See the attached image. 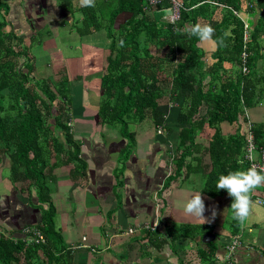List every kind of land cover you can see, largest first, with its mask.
Returning a JSON list of instances; mask_svg holds the SVG:
<instances>
[{"label":"trees","instance_id":"trees-1","mask_svg":"<svg viewBox=\"0 0 264 264\" xmlns=\"http://www.w3.org/2000/svg\"><path fill=\"white\" fill-rule=\"evenodd\" d=\"M177 1L181 8L175 22L155 17L162 10H170L169 0L155 4L147 0H95V7L56 0V6L67 14H80L79 25L71 23L77 35L97 31L105 37L92 120L117 128L125 141L120 162L127 160L125 151L130 146L137 147L132 141L133 125L146 121L145 134L151 133V138L155 137L152 141L162 145L158 150L165 151L172 165L165 180L171 177L182 182L196 174L202 178L199 192L209 204L217 207L218 201H228L230 206L231 197H223L222 190L216 189L219 176L249 168L244 158L248 136L255 150H264V122L249 121L246 116V110L257 106L264 94V41L260 42L264 0ZM36 3L49 5L47 0ZM10 4L0 0V169L7 168L11 184L18 180L24 183L14 188L25 190L28 203L40 214L38 220L25 222L16 230L9 229L7 222L0 223V264H76L74 249L61 240L51 221L55 207L50 196L56 168L65 166L70 180L84 177L86 171L80 142L73 137L69 76L65 65L56 70L54 79L36 72V58L30 50L32 45L39 46L45 32L43 23L50 19V13L35 21L22 13L24 26L30 31L25 33L20 21L7 17L13 13L12 17L19 18V10L10 9ZM17 6L23 11L21 1ZM39 11L32 13L37 17ZM59 18L64 23L65 16ZM196 23L210 24L215 29L214 38H223L226 47L206 54L199 40L185 32ZM171 111L175 113L170 115ZM1 173L0 178H4ZM120 174L116 172L119 179ZM255 196L264 200V188L252 193L253 201ZM5 198H0V217H6L7 209L15 210L17 203L4 206ZM229 224L230 240L239 241L231 251L227 246L230 240L225 245L214 242L218 237L210 223L181 227L168 221L162 232L147 227L145 234L156 250L166 240L175 254V264H189L172 248L181 238L195 242L196 264H215L218 246L225 250L222 263L232 264L243 235L237 220L232 218ZM35 232L42 240L36 242ZM205 233H213L206 243L201 240ZM127 247L120 252L109 249L118 264H136L126 263ZM142 249L146 253V248Z\"/></svg>","mask_w":264,"mask_h":264},{"label":"crops","instance_id":"crops-1","mask_svg":"<svg viewBox=\"0 0 264 264\" xmlns=\"http://www.w3.org/2000/svg\"><path fill=\"white\" fill-rule=\"evenodd\" d=\"M18 1H21V4L23 5V0H15L11 2L10 9L19 10L18 20L20 21V25H23V32L24 30H26L25 33H29L30 31L26 26H24L26 24L24 15L22 20V13L24 14L25 11L24 9L23 11H21V8L19 9V6H17ZM37 1L38 0L34 1L35 4L33 3V0L29 2V7H32V11L37 9L40 10L41 14L35 17L36 20L44 15V12H42L43 6L41 7L38 3H36ZM74 2H76V0H72L73 4H75ZM51 6V8L54 10L52 11V13H54L56 17L46 20L43 24L47 25L48 23L57 21V24H59V26L64 27V23H61V18H59V15L64 17L67 15V12L65 10H62L61 8L58 9L56 4L51 3ZM23 8H27V6L23 5ZM18 10L16 12H18ZM31 10L30 12H32ZM162 12L163 11L156 13L155 17L159 16L160 18L164 19V15L161 17ZM242 14L246 16V13ZM68 15L70 17L71 14ZM7 17L10 20L13 18L11 13H9ZM26 17L30 19L28 15ZM72 32L75 31H69V29H65L63 34H65L66 36ZM43 36L45 38H51V35H42V38H40L41 41L43 40ZM62 37L63 36L60 37L61 41ZM263 41L264 36L262 35L260 38V42ZM198 45L206 51V54L210 53V51L213 50L210 45L203 44L200 41L198 42ZM37 48H40V46H34L32 51V54L36 59L40 58L38 55L40 51L36 52ZM48 53L49 54H47V56H49L50 62L51 59L55 60L57 58L56 64L54 63L56 69L60 68L62 65H65L64 60L60 62L59 56L52 52V50L48 51ZM103 61L104 60L100 61V65L96 70L97 75H95V77L97 79V82L98 73L100 74L99 70L102 66ZM54 76L57 77V74L54 73ZM70 77L71 76H69V78ZM81 87L82 84L81 82H79L77 93L79 94L80 90H82L87 98V102L84 101V104L81 106L83 108L92 106V115L88 116V119L85 121L82 119V116L77 117L78 115L73 112V123L75 121H78L82 125H87L89 122H91L93 114L95 113L93 105H95L96 103L94 104L93 102L94 93L92 91H89V89H84L83 87L81 89ZM96 101L97 99L95 100V102ZM92 121L94 127L91 130L87 129L86 126H82V129L79 132L73 130V137L80 142L81 157L86 164L84 177L77 178L75 180H70L69 177L68 180L61 179L62 176H65L66 178V176L68 175L67 168L65 166H60L54 170L55 180L51 181L52 183L50 184V196L54 207L55 204L53 196L55 193L57 194V197H55V199L58 200H63L64 198H69L70 200V197L68 195H73L74 201H76L75 204H82L83 206L80 211L86 212L85 216L83 213L81 220L83 223H85V229L87 233H80L79 238L72 236L70 231L73 229V225L67 222L69 227H66V224V226L63 225L59 228H55L60 232L61 240L63 242L64 240H66L65 244L69 247L71 245H74V250H77V252L82 250L81 248H86V250H89L90 253L86 252L85 254V264H118L117 260L114 259V255L109 252V249L120 252L121 249H124V247L128 246L129 242H123L125 241V239H122V237H120V234H122V232H120V227H126V229L130 227L133 229V231L131 232L132 235L135 236L133 242H137L136 247L139 251L137 253V256L139 258H146L148 260V262L144 264H159L160 261H163V264H175V254L172 253L171 247H169L168 242L164 240L160 249L156 250V248L151 247L148 244V237H146L145 234V230L147 229V227L151 228L152 230L162 232L165 224L164 221L168 220L169 218L164 216V209L162 208L163 206L165 207L166 205H169L164 197L165 195H162V193L165 194V192L161 193V197L159 200L155 199L156 195L162 190L167 191V188L175 187V184L176 187L181 184L179 179L176 178L172 183L167 184L166 189H163L165 184V177L168 173H170L172 165L170 161H164L165 155H167L165 154V151L158 150V146L162 145L158 144L156 141H152L151 137L147 138L146 142L144 143L141 140L139 141L138 139L136 140V149L134 148L133 151L128 150V152L127 150L125 151L126 153H128L126 156L127 160L123 163L118 162V155L121 154V149L124 147L125 141L119 135L118 131L114 130L112 127L100 126L98 122L96 123L95 120ZM134 135H136L135 138L138 137L137 134ZM139 150L140 152H138ZM116 172H121L120 179L123 182H120V184L118 183L117 179L113 178L115 177L114 173ZM1 179L2 178H0V180ZM3 179L8 184V179ZM18 191L21 190L19 189ZM187 191L191 190L188 189ZM22 192L24 207L21 205V203H19L20 201L16 203L11 202L12 198L9 196L5 198L6 205H13V203H16L15 210L7 209V212L5 213L6 217H4L3 215L0 217L4 221V223L7 222V224H5L11 230H16L17 227L21 226V224L25 222L30 223L38 220L39 218V209L30 206V204L28 203L29 194L25 190H22ZM4 195L6 196V194ZM31 199H33V197H31ZM120 203L121 205H123L126 214H124V211L122 213L116 209L118 204ZM254 204L258 206L264 205L257 204L255 202ZM84 208H86V210ZM252 210H254L255 212L252 211V214L244 223V225L246 224L245 226L247 227L242 229V233L240 232V236L243 235L241 236L242 245L235 250L232 264H264V227L262 228L260 224V222L264 220V208H262V211L253 206ZM21 211H23V214L21 213ZM55 211H57L56 207ZM255 214H259L261 216L260 221L259 217ZM103 216L105 219H107L108 217L113 221V227L105 225L104 229L106 230H104V233L102 234V236L105 235L107 237H110L108 241L109 247L103 245V243L100 242L99 233L102 223L99 224V222ZM135 219L138 220L137 224L133 223ZM157 221L162 223V226H160V228L159 226L154 224ZM223 230H226L224 234L229 233L230 237L229 223ZM87 237H97L99 239V242L94 243V241H90L91 239L87 240ZM160 238H163L162 233L160 235ZM221 244L225 245L226 243ZM164 247L166 248V251H162ZM185 247H187L186 252H189V250H193L195 252V242H188L187 239L185 241V238L174 241L172 245L174 251L176 250L175 252H178L177 254H179L182 258L186 256V252H182ZM142 248H146V253H143L145 249ZM76 255L78 254H75L73 258H75ZM222 258H225V250H223L222 246H218L216 258L214 259L215 264H223ZM88 259H90L89 262H87ZM143 261L145 262V260ZM137 262L134 263L138 264Z\"/></svg>","mask_w":264,"mask_h":264},{"label":"rangeland","instance_id":"rangeland-1","mask_svg":"<svg viewBox=\"0 0 264 264\" xmlns=\"http://www.w3.org/2000/svg\"><path fill=\"white\" fill-rule=\"evenodd\" d=\"M4 1V0H3ZM8 2H13L15 0H6ZM26 1H31V0H23L22 3L23 5H26L27 8H24L25 11V16H30L31 21H33V19L36 17V13L34 15V13L30 12V7L29 5L26 3ZM49 5L48 6H43V10L42 12L45 13L46 10V14L48 15L50 14V18H55L56 15L54 13H52V11H54L50 6L51 3L56 4V0H47ZM76 2L79 4V0H76ZM22 5V4H21ZM22 5V7H23ZM16 6V5H15ZM18 10V9H17ZM32 11V10H31ZM163 12L161 13V17L164 15H168V13L170 12V10H162ZM13 14V13H12ZM38 14H41L40 11ZM14 16V15H13ZM80 16V14L78 12H74L73 14L69 15L67 14L65 16L66 19L64 21L63 26H59V24H57V21L55 22H51L48 23L42 30L45 31L43 32L42 35H51V38H45L43 36V40L40 42L39 46L40 48L36 49V52H39L38 55L40 58L35 60V68H36V72L38 75L42 76H50L53 79L55 78L54 73L56 72V66L54 65V63L56 64V60L51 59L50 62V58L49 56H47L48 51L52 50V52H54L56 55L59 56V61L61 62L62 60H64L65 66H66V73L68 76H72V75H79L77 77H70L69 78V82H70V90L72 92V106H73V112L75 114H77L79 116H82L83 120H87L88 116L92 115V106H88L86 108H83L81 105L84 104V101L87 102V98L86 95H84V92L82 90H80V93H77V87L79 86V82H81L82 87L84 89H89V91H92L94 93L93 96V102L94 104L96 103L95 100L98 99L97 95L95 94V92H97V89H99V79L97 82V79L95 77L96 74V70L98 69L97 67L100 65V61H102L104 59V51L106 49V42L104 35H102L101 33L95 31V33L89 34V35H85V36H79L77 35L75 32L69 33L68 35L65 36V34H63V32L69 29V31H74L72 29V24L75 22L76 25H79V21L77 20L78 17ZM41 17H45L44 15H42ZM12 19H14L15 22L19 23V20L16 17H13ZM161 19V18H160ZM44 21V20H43ZM72 23V24H71ZM35 25L37 26V24L35 23ZM71 25V26H70ZM74 26V24H73ZM38 27L39 24H38ZM70 27V28H69ZM40 29V28H39ZM62 37V41L60 40V37ZM264 36V35H263ZM42 38V37H41ZM35 45L31 46L34 47ZM105 47V48H104ZM40 49V50H39ZM30 52H32L30 50ZM57 56V57H58ZM102 68V66H101ZM101 68H100V73H101ZM99 76V73H98ZM262 84V83H261ZM260 86V85H259ZM81 87V89H82ZM264 91V89H263ZM99 94V93H98ZM261 98L259 99L260 103H257L255 107L249 108L246 110V116L248 118L249 121H263L264 122V94H261ZM169 106L174 105L173 103H169ZM95 109V107H93ZM172 113H175V111H171L169 114L171 115ZM83 114V115H82ZM94 119V117H93ZM93 121L91 120V122H89L87 125H82L80 122L75 121L73 123V130H75L76 132H79L82 129V126H86L87 129L91 130L94 127V124L92 123ZM146 121H143L138 124L133 125V128L131 130L135 132L134 134H137L138 137H136V135H134V138L132 139V141H136L139 139V141L141 140L143 143L146 142V139L149 137H152L151 133H147L144 134V132L146 133L147 131V127H146ZM132 126H129V130ZM113 128V127H112ZM114 130H117V128H113ZM141 132V133H137ZM152 131V130H151ZM103 133V132H102ZM130 133V132H129ZM154 133V132H152ZM78 134V133H77ZM155 138V137H153ZM152 138V139H153ZM128 142L131 143L130 139L128 140ZM137 142V141H136ZM172 141H170L171 143ZM166 144H168L166 142ZM128 149H130V151H133V147L130 146ZM127 149V150H128ZM140 152V150L138 151ZM126 153V152H125ZM254 154H256V151L254 152ZM118 162H120V159L124 158V156L122 154L118 155ZM255 156V155H254ZM170 161L169 157L167 155H165L164 161ZM0 171H2V175L4 176V178L6 177L7 179H9L10 181V177L7 171V168H1ZM59 172V171H58ZM115 177H117L116 173H114ZM115 177H113L115 179ZM61 179H66L68 180V176H62ZM117 181L119 182H123L121 179H119L117 177ZM174 181V178L168 179V181H164L165 184H170ZM16 184H11L7 182L2 178L0 180V198H3L6 194V196L11 197V202H19L21 203V205L23 206V192L22 191H18V189H16L17 187L23 186L24 183L21 182V180H18L15 182ZM202 184V178L201 176H196V174H190L189 178L185 181H182L181 184H179L178 187H172V188H167V191L162 190L161 192H159L156 195L155 199H160L161 197V193L162 195H165V199L167 201V203L169 205H166L165 207L163 206L162 208L164 209L163 214L165 217H169L168 220L171 221L174 225L178 226L180 225L182 227V225H187V224H191V223H196L200 221H198L195 217L192 216H188L184 213L183 211V204L187 201L188 198H190L191 196H193L194 194H196L197 192H199L200 187ZM14 186H16V188H14ZM163 189H166V187H164ZM186 189V190H185ZM191 190V191H187V190ZM193 191V192H192ZM5 192V193H4ZM223 197H226L227 192L225 190H222L221 192ZM202 195V194H201ZM70 197L69 198H64L63 200H58L55 199V197H57V194L55 193L53 198H54V204L56 207L55 212H53L52 217H51V221L54 224L55 228H59L61 226H66L67 222L73 225V229L70 231V233L72 234V236H75L77 238L80 237V233L82 232H86L85 229V223L82 222L81 218L82 215L84 213V216L86 215V212L80 211L83 206L82 204H75L76 201H74L73 195H68ZM89 197V196H88ZM203 200H204V204H205V212H204V216L207 218L208 222L206 223H210L212 224V231L213 233L215 232V236L218 237L219 239H216L214 242L216 243H227L230 240L229 237V233L224 234V232H226V230H223L227 227V224L229 223V221L233 218V213L230 209V207L227 205V202H222V201H218V205L217 207L215 206V203L213 205H211V203H208L207 198L204 196ZM211 200H215L214 198H211ZM88 201V199H87ZM232 202V198H230V205ZM24 207V206H23ZM254 207L262 210V206H258L256 204H254ZM215 210V217L212 216V211L213 209ZM76 209V210H74ZM86 210V208H84ZM119 212L124 211V214H126L125 209L123 208V205L118 204L117 208H116ZM254 211V210H252ZM263 211V210H262ZM255 212V211H254ZM223 213V214H222ZM162 214V213H161ZM259 217V221L261 220V216L259 214H255ZM100 218V217H99ZM137 219H135V221L133 223L137 224ZM251 221V220H250ZM249 221V222H250ZM99 222V221H98ZM264 220L260 222L261 227L263 228L264 224H263ZM0 223H4L3 220H0ZM102 223V226L100 227V242L103 243V245H106L107 247H109L108 245V241L110 237H107L105 235L102 236V234L104 233V227L105 225H108L110 227H113V221L111 218L105 219L104 216L100 219L99 224ZM147 223V222H144ZM165 224L168 223L167 220L164 221ZM245 223V222H244ZM243 224H239V231L242 233V229L246 228L247 226H245ZM134 224V225H135ZM155 225L162 226V223L157 221L154 223ZM132 225V223H131ZM66 227H69V225L67 224ZM122 234H120V237H122V239H125V241L123 242H129L128 244H131L129 247H127V251H128V255L127 253H125V261H127L126 263H130L129 261H133V262H137L138 264H144L146 262H148V260L146 258H139L137 256V253L139 252L137 250L136 247V243L137 242H133V240L135 239V236L132 235L131 232H128L126 227H120ZM57 230V229H56ZM99 231V230H98ZM128 232V233H127ZM87 233V232H86ZM120 233V232H119ZM211 233V234H213ZM66 234V233H65ZM125 234V235H124ZM124 236V238H123ZM83 239V238H82ZM91 239L90 241H94V243H98L99 239L97 237H87V240ZM186 241V239H185ZM64 242H66V240H64ZM133 245V246H132ZM140 246V245H139ZM70 247H75L74 245H71ZM79 247V245H78ZM87 247V246H84ZM125 248V247H124ZM74 249V248H73ZM82 250L78 251L74 250V255H76V257L74 258L76 264H85V254L86 252L90 253L89 250H86V248H81ZM162 251H166V248L164 247L162 249ZM187 251V247H185L182 252H186ZM186 256L184 257L185 260L188 261L189 264H196L197 262V256L195 254V252L193 250H189V252H186L185 254ZM80 259V260H78ZM83 260V262H82ZM145 260V262L143 261ZM90 259H88L87 262H89ZM82 262V263H81ZM163 261H160L159 264H163ZM98 264V263H96Z\"/></svg>","mask_w":264,"mask_h":264},{"label":"clouds","instance_id":"clouds-1","mask_svg":"<svg viewBox=\"0 0 264 264\" xmlns=\"http://www.w3.org/2000/svg\"><path fill=\"white\" fill-rule=\"evenodd\" d=\"M81 7H95V0H79ZM167 15L164 16L166 20ZM189 37H196L201 43L210 45L213 49L226 47L223 38H214L215 29L208 23H196L185 29ZM122 43V42H121ZM255 155V156H254ZM258 159V153L250 152L249 159ZM259 188H264V166L255 165L246 170L230 171L221 174L216 183L217 190H225L232 198L230 209L233 219L243 224L252 214L254 202L252 193ZM183 211L186 215L195 217L201 224L208 222L204 216L205 204L201 192H197L187 199L183 204ZM216 213L213 209L212 216ZM231 241V240H230ZM74 248L75 247H71Z\"/></svg>","mask_w":264,"mask_h":264},{"label":"built area","instance_id":"built-area-1","mask_svg":"<svg viewBox=\"0 0 264 264\" xmlns=\"http://www.w3.org/2000/svg\"><path fill=\"white\" fill-rule=\"evenodd\" d=\"M148 3L155 4L158 0H147ZM170 3V12L168 13L166 20L169 22H175L179 18V10L181 8V3H179L177 0H169ZM244 70V67L242 68ZM246 152L244 154V158L248 160L249 167L255 165L257 167L264 166V150H255V146L252 143L251 136L247 137V144H246ZM257 151L258 153V159L254 157V159H249V154L252 152ZM254 201L258 204H264V200L261 197L255 196ZM132 228H128V232H132ZM35 235H37L36 242L38 240H42L41 236L38 232H35ZM238 240L236 238H232L230 243L227 245L228 250L231 251V249L238 244Z\"/></svg>","mask_w":264,"mask_h":264},{"label":"water","instance_id":"water-1","mask_svg":"<svg viewBox=\"0 0 264 264\" xmlns=\"http://www.w3.org/2000/svg\"><path fill=\"white\" fill-rule=\"evenodd\" d=\"M213 235L210 233H205L203 234V236L201 237V240L206 242H209L212 239Z\"/></svg>","mask_w":264,"mask_h":264},{"label":"flooded vegetation","instance_id":"flooded-vegetation-1","mask_svg":"<svg viewBox=\"0 0 264 264\" xmlns=\"http://www.w3.org/2000/svg\"><path fill=\"white\" fill-rule=\"evenodd\" d=\"M4 206H7V205H4ZM5 208V207H4Z\"/></svg>","mask_w":264,"mask_h":264}]
</instances>
